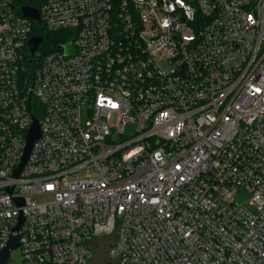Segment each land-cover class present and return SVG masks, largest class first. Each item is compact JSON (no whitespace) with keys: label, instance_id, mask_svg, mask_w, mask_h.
Here are the masks:
<instances>
[{"label":"built area","instance_id":"built-area-1","mask_svg":"<svg viewBox=\"0 0 264 264\" xmlns=\"http://www.w3.org/2000/svg\"><path fill=\"white\" fill-rule=\"evenodd\" d=\"M17 3L0 0V249L264 264V0H41L39 21ZM35 24L57 45L30 54Z\"/></svg>","mask_w":264,"mask_h":264},{"label":"water","instance_id":"water-1","mask_svg":"<svg viewBox=\"0 0 264 264\" xmlns=\"http://www.w3.org/2000/svg\"><path fill=\"white\" fill-rule=\"evenodd\" d=\"M21 13L24 17L39 21V14L38 11L35 8L30 7H21L20 8ZM42 38L40 36H34L31 39H29L28 45H29V52L30 54H33L38 46L41 44ZM39 137V129L36 121H34L29 133H28V139H27V147L25 150V156L23 158L22 164L19 166L18 170L16 171V175L20 171L21 167L23 166L26 156L30 151L32 142ZM20 225V223H19ZM19 225H17L14 228V231H17L19 228ZM18 246V235L12 236L11 234H8V240L5 243V245L0 249V264H7L9 260L10 253L15 250Z\"/></svg>","mask_w":264,"mask_h":264},{"label":"trees","instance_id":"trees-1","mask_svg":"<svg viewBox=\"0 0 264 264\" xmlns=\"http://www.w3.org/2000/svg\"><path fill=\"white\" fill-rule=\"evenodd\" d=\"M17 4L20 6L30 5L33 8L38 9L37 6H33V0H18ZM34 34L40 36L42 38L43 43L47 44L45 48H47V46L49 47L50 44L57 45L56 43L59 40L57 36L51 37L54 34L47 32L41 24L34 25Z\"/></svg>","mask_w":264,"mask_h":264},{"label":"rangeland","instance_id":"rangeland-1","mask_svg":"<svg viewBox=\"0 0 264 264\" xmlns=\"http://www.w3.org/2000/svg\"><path fill=\"white\" fill-rule=\"evenodd\" d=\"M41 5V0H33V6H37L39 7ZM51 37H54V35H52ZM46 43H42V45L40 46V49L43 50L46 47ZM82 121L83 123L86 121V111L82 110ZM131 131H133L132 127H128L126 129V133H130ZM7 264H21V257H20V253L19 250H13L10 255H9V260Z\"/></svg>","mask_w":264,"mask_h":264},{"label":"flooded vegetation","instance_id":"flooded-vegetation-1","mask_svg":"<svg viewBox=\"0 0 264 264\" xmlns=\"http://www.w3.org/2000/svg\"><path fill=\"white\" fill-rule=\"evenodd\" d=\"M24 7H30V8H33L32 6H30V5H24Z\"/></svg>","mask_w":264,"mask_h":264}]
</instances>
